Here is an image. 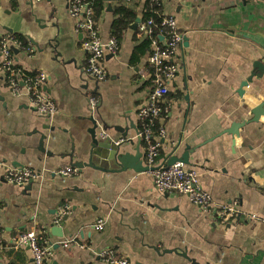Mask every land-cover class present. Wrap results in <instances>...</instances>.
<instances>
[{
    "label": "crops",
    "instance_id": "obj_1",
    "mask_svg": "<svg viewBox=\"0 0 264 264\" xmlns=\"http://www.w3.org/2000/svg\"><path fill=\"white\" fill-rule=\"evenodd\" d=\"M147 2L104 0L97 20L104 42L112 38L118 7L133 9L136 18L122 32L119 51L105 56L107 79L97 83L84 71L86 35L70 0H0V36L15 40L17 69L23 76L45 73L43 92L58 107L54 117L42 116L27 90L14 92L0 71V160L41 173L24 187L0 176V264H34L28 247L14 246L31 231L52 253L45 264H108L100 256L105 251L128 264H264V116L239 137L230 133L264 102L258 65L264 69V0H162L183 42L169 115L159 123L165 137L157 163L167 166L172 155L191 149L184 165L197 172L210 208L159 191L151 173L83 167L76 176L55 174L88 162L93 134L122 144V153L139 148L147 166L138 117L154 74L148 37L139 30ZM220 206L234 207V216L224 220ZM52 225L63 238L52 236Z\"/></svg>",
    "mask_w": 264,
    "mask_h": 264
},
{
    "label": "built area",
    "instance_id": "obj_2",
    "mask_svg": "<svg viewBox=\"0 0 264 264\" xmlns=\"http://www.w3.org/2000/svg\"><path fill=\"white\" fill-rule=\"evenodd\" d=\"M70 14L80 21L78 29L83 31L86 38L83 49L88 54L85 67L86 76L97 82L103 83L107 79V72L103 60L107 54H116L119 51V42L111 38L104 42L98 33L97 24L93 18V12L88 0H70ZM153 21L149 20L140 25V32L151 40V53L149 62L154 69L153 79L148 98L140 107L138 117L141 122L140 138L146 144L145 157L147 166L153 169L150 172L154 178L156 188L164 193H174L186 196L194 204L203 209L211 206V197L199 186L198 175L195 170H189L182 163L172 166H158V158L161 150V140L165 137L164 128L159 124L161 120L169 115L168 95L170 86L176 79L179 66L174 62L179 47L183 42V35L179 31L174 17L164 16L160 34L153 36ZM15 42L11 37L0 36V71L9 79V86L14 92L26 89L31 105L45 117H54L58 112L55 101L45 92L43 85L47 80L45 73L34 75H22L14 62L12 44ZM91 109L97 107V99H90ZM80 173V169L67 166L59 169L55 174L61 177H72ZM0 176L7 183L24 187L31 181L41 178V173L33 169H18L6 165L0 160ZM220 216L231 219L235 214V208L231 206H220ZM66 215L61 212L55 224H58ZM105 224L103 219L99 220L96 228L102 229ZM42 238L35 231L20 235L14 242L15 247H28L33 256L34 264H45L46 259L52 255L49 249L41 246ZM68 245V243H65ZM108 264H128L125 260H118L113 251H105L100 254Z\"/></svg>",
    "mask_w": 264,
    "mask_h": 264
},
{
    "label": "water",
    "instance_id": "obj_3",
    "mask_svg": "<svg viewBox=\"0 0 264 264\" xmlns=\"http://www.w3.org/2000/svg\"><path fill=\"white\" fill-rule=\"evenodd\" d=\"M109 3L114 2L115 0H105ZM260 65V67L258 66ZM258 67L261 71L264 72L262 63H258ZM248 82H244L242 84V88L248 85ZM253 119L246 123H241L234 125V128L230 131L232 135L239 137V130L243 128L247 123L250 122H258L262 116H264V102L255 107L252 111ZM46 137H43L44 140ZM122 144H116L111 140H107L104 142H99L96 136L93 134V144L91 150V156L88 159L87 163L77 164L76 167L81 170L83 167H90L94 169H99L106 172L120 173L125 172L127 170H133L136 173H150L153 171L149 166H145L143 164V154L137 148V153L135 155H130L128 153H122L121 151ZM42 150V148L40 147ZM177 150V148L174 150ZM173 153V154H174ZM191 153V149H187V151L180 157L171 156L170 160L167 163V166H172L177 163L189 164L188 156ZM33 181L30 182V185ZM51 234L54 237L63 238V230L54 225L51 226Z\"/></svg>",
    "mask_w": 264,
    "mask_h": 264
},
{
    "label": "trees",
    "instance_id": "obj_4",
    "mask_svg": "<svg viewBox=\"0 0 264 264\" xmlns=\"http://www.w3.org/2000/svg\"><path fill=\"white\" fill-rule=\"evenodd\" d=\"M88 2L90 3L93 12L95 24H97V20L100 17L101 12L104 10V0H88ZM116 15L118 18L112 28V38L119 42L122 32L125 31L129 27V24L135 20L136 13L129 7L120 6L116 9ZM149 20L153 21V36L156 37L160 34V30L163 27L162 22L164 20V15L162 11V0H148L143 16V22ZM22 40L24 42V39ZM146 46L148 48L151 47V40L149 38L146 40Z\"/></svg>",
    "mask_w": 264,
    "mask_h": 264
}]
</instances>
